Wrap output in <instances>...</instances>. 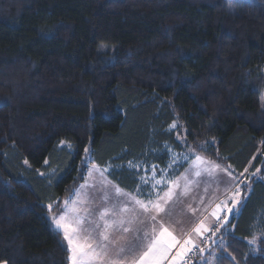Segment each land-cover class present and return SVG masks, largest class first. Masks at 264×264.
Returning a JSON list of instances; mask_svg holds the SVG:
<instances>
[{
  "label": "trees",
  "instance_id": "1",
  "mask_svg": "<svg viewBox=\"0 0 264 264\" xmlns=\"http://www.w3.org/2000/svg\"><path fill=\"white\" fill-rule=\"evenodd\" d=\"M166 144L261 169L202 247L264 264V0H0V264H69L47 205L82 160L133 191L126 163L164 165Z\"/></svg>",
  "mask_w": 264,
  "mask_h": 264
},
{
  "label": "snow or ice",
  "instance_id": "2",
  "mask_svg": "<svg viewBox=\"0 0 264 264\" xmlns=\"http://www.w3.org/2000/svg\"><path fill=\"white\" fill-rule=\"evenodd\" d=\"M177 128L173 123L168 131L171 132ZM197 147L206 151L203 145ZM89 150L85 149L87 153ZM189 153L194 156V162L202 161L203 158L196 155L194 150L189 148ZM189 155H185L184 159L188 160ZM173 164L177 163L176 158H172ZM48 163L47 160L44 162ZM88 163H92L88 157L82 160V167L86 168L89 176L98 172L101 176L108 173V168H100L92 163L91 168H87ZM27 164V161H25ZM139 167V166H137ZM170 167V166H169ZM219 168V165H214ZM167 169H161V172ZM226 177H221L219 183L225 185L223 193L224 198L215 203L214 209L210 216L211 225L207 223V218L200 219L199 215L207 212V206L203 198L200 199V205L191 208L194 226L190 232L178 237L171 225L165 223L164 216H167L165 206H168L174 198H178L181 194H187L188 185L193 183L187 176L184 179V191L178 193L176 190L181 187L179 178L177 180H168L165 185V177L156 178L155 167L152 169L151 190L148 192L147 200L138 199L141 194L139 187L135 194L125 192L120 187L113 185L116 193L115 202L113 198L105 192L103 201L111 202V207L103 206V211L99 212L98 218H90L94 216L93 212H89L87 208L83 209L86 216H81V209L75 207V201L71 198L66 199L60 207L59 202L47 205L50 212H54L57 208L62 213L59 216H51L58 233H62L64 241H66L70 264H187L191 259V253L197 252L200 255L211 256L209 249L200 247L205 243L211 242L217 247L224 245L223 236L228 235V227L231 225L233 214L239 211L246 200V193L250 185L245 183V173L234 175L229 168L221 169ZM261 172L256 169L255 173ZM195 176H201L200 171L195 172ZM84 178V174H81ZM140 186L149 183L145 177L141 176ZM87 186H80L81 189ZM207 194V189H205ZM74 194H79L76 190ZM119 197H125L126 202H120ZM72 207H69V204ZM71 213V215H69ZM133 213V215H128ZM164 213V216L160 214ZM143 217V218H141ZM133 225H139L134 227ZM198 239L197 244L195 240ZM123 241V242H121ZM221 260V257H215ZM234 260V257L232 258ZM204 264H210L205 259Z\"/></svg>",
  "mask_w": 264,
  "mask_h": 264
},
{
  "label": "rangeland",
  "instance_id": "3",
  "mask_svg": "<svg viewBox=\"0 0 264 264\" xmlns=\"http://www.w3.org/2000/svg\"><path fill=\"white\" fill-rule=\"evenodd\" d=\"M176 124V123H175ZM177 125V124H176ZM181 140L182 138L179 137ZM164 150L167 153V161L164 165H158L151 161H139V160H131L126 163V166L132 169H136L139 171V175L137 176V183L133 191L126 190L120 187L115 181H113L108 173L104 176H101L98 172H93L91 176L88 175L86 172L85 178L83 181L79 182L76 186L72 188V190L62 198L60 202V207H64L63 202L66 199L71 198V200L75 201V207L80 208L81 216H86L87 213L83 211V209L87 208L89 212H93L94 216L90 218H98L99 212L103 211V206L111 207V202L103 201V196L105 192L113 198L112 202H115L116 193L113 185L120 187L123 191L135 194L136 190L139 187L140 195L137 197L138 199L147 200L148 192L151 190V176H152V169L155 167L156 170V178L159 179L161 177H165V185L167 184L168 180H177L179 178V183L181 187L176 191L178 193H183L184 191V179L183 176H187L189 180L194 181L193 183L188 185L187 194H181L178 198H174L173 201L170 202L168 206H165V211L167 212V216H164V213H161V216H164L165 223L167 225H171L172 228L175 230V233L178 237L190 232L191 227L194 226L195 220L192 218L193 214L191 212V208L194 206L200 205V199L203 198L205 204L207 206V212H203L199 215L200 219L207 218V223L210 226L212 222V218L210 216L211 211L215 207V203L219 200L224 198L223 193L225 191V185L219 183L221 177H226V174L221 171L223 168H229L228 166L221 165L213 160H211L208 156H205L201 152L199 153L197 150H194L196 155H199L203 158L202 161L194 162V156H191L189 153V148L185 150L177 151L171 145L166 144L164 146ZM189 155L190 158L185 160V155ZM175 157L177 163L173 164L172 158ZM95 163V162H94ZM100 168H108V172H110L114 167L118 165L114 164L113 162L109 161L104 166H101L95 163ZM214 165H219L220 167H214ZM139 166V167H137ZM170 166V167H169ZM92 167V163L89 164L88 168ZM161 169H167L164 172H161ZM230 169V168H229ZM231 170V169H230ZM200 171L201 176L196 177L195 172ZM232 171V170H231ZM256 172V171H255ZM252 172L245 173V183L249 184ZM251 173V174H250ZM236 175L235 173H233ZM258 176V173H256ZM143 176L149 183L143 186H140V177ZM264 180V175L261 176ZM87 181V186L83 189L80 188L82 184H85ZM205 189H207V194L205 193ZM76 190H79V194H74ZM120 202H126L125 197H119ZM103 205V206H102ZM73 205L70 203L69 207ZM204 207L203 205H200ZM62 213L58 210L50 215L59 216ZM71 215V213H69ZM128 215H133V213H129ZM143 218V217H141ZM51 224L57 229L51 220ZM134 227L139 225H133ZM58 230V229H57ZM62 234V233H61ZM63 236V235H62ZM250 243L255 244L256 238H252L249 240ZM66 242V241H65ZM123 242V241H121ZM195 242L198 244L199 240L196 239ZM206 244V243H205ZM200 245V247L204 246ZM67 245V244H66ZM212 252V255L209 256L207 253L204 255L198 256L196 252V256L192 259L187 261V264L197 263V264H204V260L207 259L210 264H217L218 257V250L216 248L209 249ZM70 264V262H69Z\"/></svg>",
  "mask_w": 264,
  "mask_h": 264
},
{
  "label": "built area",
  "instance_id": "4",
  "mask_svg": "<svg viewBox=\"0 0 264 264\" xmlns=\"http://www.w3.org/2000/svg\"><path fill=\"white\" fill-rule=\"evenodd\" d=\"M190 255H191V259H192V258H194L196 256V252L194 251Z\"/></svg>",
  "mask_w": 264,
  "mask_h": 264
}]
</instances>
